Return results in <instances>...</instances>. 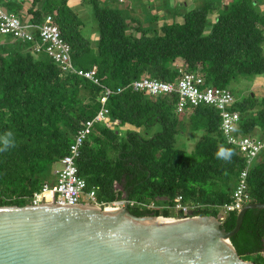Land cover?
<instances>
[{
    "label": "trees",
    "instance_id": "obj_1",
    "mask_svg": "<svg viewBox=\"0 0 264 264\" xmlns=\"http://www.w3.org/2000/svg\"><path fill=\"white\" fill-rule=\"evenodd\" d=\"M8 1L18 10L3 5L35 27L51 17L72 49L74 67L96 68L99 85L36 52L37 29H31L34 42L0 37V207L31 205L34 193L56 183L49 175L69 154L77 132L102 109L107 118L93 125L77 160L87 191L95 189L99 203L128 202V211L140 218L182 217L178 205L193 217H219L223 206L234 203L247 169L246 205L264 204V161L248 166L238 147L228 143L217 108L201 105L180 114L176 92L152 96L131 87L145 78L176 84L191 74L234 97L230 87L238 79L264 76L263 0L228 5L204 0L173 12L181 23L159 27L153 25L157 19L150 27H133L111 0H83L97 25L96 41L83 31L86 20L70 0H25L27 7ZM107 90L112 95L103 106ZM235 100L229 109L240 115L234 137L264 140V95ZM179 137L186 138L181 145ZM189 140L196 143L188 152ZM237 215L229 212L222 229L232 231ZM231 243L244 261L264 264V210H249Z\"/></svg>",
    "mask_w": 264,
    "mask_h": 264
},
{
    "label": "water",
    "instance_id": "obj_2",
    "mask_svg": "<svg viewBox=\"0 0 264 264\" xmlns=\"http://www.w3.org/2000/svg\"><path fill=\"white\" fill-rule=\"evenodd\" d=\"M218 217H136L81 203L0 207V264H256L239 257Z\"/></svg>",
    "mask_w": 264,
    "mask_h": 264
},
{
    "label": "built area",
    "instance_id": "obj_3",
    "mask_svg": "<svg viewBox=\"0 0 264 264\" xmlns=\"http://www.w3.org/2000/svg\"><path fill=\"white\" fill-rule=\"evenodd\" d=\"M31 29L39 30L40 42L36 43L34 47L36 52L46 54L54 63L61 67L62 71L75 72L80 77L99 85L96 69L86 71L74 67L75 65L72 63V49L61 38V34L53 24L51 17H47L42 25L35 27L23 22L17 15L5 12L0 6L1 36H9L21 42H32L34 38ZM131 86L134 91L147 92L152 96L176 92L179 96L177 112L180 114L185 113L189 107L195 108L201 105L217 108L221 112V129L228 143L238 147L240 153L247 158L249 167L260 151L264 149V140L251 136L239 137L238 139L234 137L235 132L240 126V115L237 112L229 111L236 103L235 98L230 91L206 86L205 80L199 75L183 74L176 84L145 78L134 82ZM118 91L121 92V90ZM110 95H112V92L107 90L106 96L101 99L103 106L106 105ZM107 114L108 111L102 109L94 120L87 121L83 128L77 132L74 142L69 148V154L61 160L60 167L54 171L56 183L45 184L41 192L34 193L31 198V205L57 204L61 206H76L83 203V199H85L88 204L101 208L112 207L117 209L128 206V202H115L109 206L99 203L96 190L87 191V183L80 177L77 168V160L81 155L84 143L92 134L93 125L97 122L105 121ZM247 174L246 169L239 178L238 185L233 193L234 203L221 208V214L218 217L221 222L229 212H239L249 202L250 198L246 193ZM176 209L180 210L183 218L192 217V210L189 208H182L178 205Z\"/></svg>",
    "mask_w": 264,
    "mask_h": 264
},
{
    "label": "crops",
    "instance_id": "obj_4",
    "mask_svg": "<svg viewBox=\"0 0 264 264\" xmlns=\"http://www.w3.org/2000/svg\"><path fill=\"white\" fill-rule=\"evenodd\" d=\"M101 1L106 2L109 0ZM111 1L112 6H115L116 9H122L125 11V15L129 16L128 18L132 20L131 25H133V27H139V24L144 25V27H150V25L152 24V19H157V21L154 22L153 25L159 27L164 24L165 21L172 23L177 19L176 22H178V20L182 18L181 16H173V12H176L177 10L180 12L181 10H191L195 7V3L197 1L200 4L204 0H123L122 2L120 0ZM75 2H79L81 4L83 0H75ZM231 2H233V0H222V3L219 1V3H221L222 5H228ZM25 6L27 7L28 4ZM262 7H264V2L261 5V8ZM173 17H175V20L172 19ZM182 21L179 22L181 23Z\"/></svg>",
    "mask_w": 264,
    "mask_h": 264
},
{
    "label": "rangeland",
    "instance_id": "obj_5",
    "mask_svg": "<svg viewBox=\"0 0 264 264\" xmlns=\"http://www.w3.org/2000/svg\"><path fill=\"white\" fill-rule=\"evenodd\" d=\"M15 1V0H14ZM18 3L24 2V6L27 5L28 3L25 2V0H16ZM80 1V0H78ZM187 1V0H184ZM189 1V0H188ZM216 3H219V1L222 3V0H214ZM258 1V0H257ZM2 8L4 9L5 12L7 13H14L12 12L13 10H18L17 6H14V4H11V2H9L8 0H0ZM9 3L12 7V9L10 8L9 5L4 6L3 3ZM145 3V1H144ZM221 3H219L220 5H222ZM78 2H75V0H70L69 5L70 7L76 11L78 14L83 15V17L86 20V24L87 27L83 29V31L85 32V34L92 39L93 41L97 40V36H98V30H97V25L93 19V16L91 14V9L90 7H87L85 4ZM199 3L198 1L195 3V7L198 6ZM138 6V5H137ZM26 7V6H25ZM136 7V6H135ZM194 7V8H195ZM262 9L264 10V7H262ZM173 12V11H172ZM16 14V13H14ZM174 16V15H173ZM175 17H173L172 19H174ZM175 20V19H174ZM177 21V19L175 20ZM179 21H182V18H180ZM207 32H209V28H207ZM2 39H4V36H0ZM76 66H79L78 64ZM230 90L234 93V97L236 99H241L243 98V96L248 95V93H253L255 94L257 97L260 96V94L262 93L264 95V76H257V77H252V78H240L238 79L235 83H233L230 87ZM258 137V135H257ZM199 138V136L197 137V139ZM187 139H190V136H187ZM195 139V141L197 140ZM186 140V138H178V144L181 145L184 143V141ZM194 140H189L187 142L188 144V152L192 151L194 146H195V142ZM262 162L264 161V149L260 151V153L258 154V156L254 159L253 164H256L258 162ZM59 167V166H58ZM50 177V182L52 183L55 179L54 177V173L53 171L51 172V174L49 175ZM86 200L84 199L83 202H85ZM125 207V206H123Z\"/></svg>",
    "mask_w": 264,
    "mask_h": 264
},
{
    "label": "clouds",
    "instance_id": "obj_6",
    "mask_svg": "<svg viewBox=\"0 0 264 264\" xmlns=\"http://www.w3.org/2000/svg\"><path fill=\"white\" fill-rule=\"evenodd\" d=\"M121 1V0H120ZM3 9V8H2ZM4 10V9H3ZM10 14H14V13H10ZM15 15H17V14H15ZM19 17V16H18ZM20 18V17H19ZM21 19V18H20ZM22 20V19H21ZM23 22H24V20H22ZM1 36V35H0ZM5 37H9V36H5ZM13 39V38H12ZM14 40V39H13ZM17 41V40H16ZM9 135H11V134H9ZM3 143H4V145H5V147H7L8 145H9V140L8 139H5L4 141H3Z\"/></svg>",
    "mask_w": 264,
    "mask_h": 264
},
{
    "label": "bare ground",
    "instance_id": "obj_7",
    "mask_svg": "<svg viewBox=\"0 0 264 264\" xmlns=\"http://www.w3.org/2000/svg\"><path fill=\"white\" fill-rule=\"evenodd\" d=\"M0 6H1V8H2L1 2H0ZM94 69H96V68H94ZM96 71H97V70H96ZM131 87H132V86H131ZM117 93H119V91H118Z\"/></svg>",
    "mask_w": 264,
    "mask_h": 264
}]
</instances>
